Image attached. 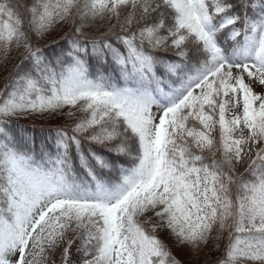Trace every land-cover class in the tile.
Here are the masks:
<instances>
[{
	"label": "snow or ice",
	"instance_id": "obj_1",
	"mask_svg": "<svg viewBox=\"0 0 264 264\" xmlns=\"http://www.w3.org/2000/svg\"><path fill=\"white\" fill-rule=\"evenodd\" d=\"M0 77V264H264V0H0Z\"/></svg>",
	"mask_w": 264,
	"mask_h": 264
},
{
	"label": "rangeland",
	"instance_id": "obj_2",
	"mask_svg": "<svg viewBox=\"0 0 264 264\" xmlns=\"http://www.w3.org/2000/svg\"><path fill=\"white\" fill-rule=\"evenodd\" d=\"M23 122H26L28 120H22ZM31 122V121H30ZM41 123V121L37 120L36 123ZM187 250H177V256L179 259L184 260V261H188L190 258L185 254ZM193 264H195V262H193Z\"/></svg>",
	"mask_w": 264,
	"mask_h": 264
},
{
	"label": "trees",
	"instance_id": "obj_3",
	"mask_svg": "<svg viewBox=\"0 0 264 264\" xmlns=\"http://www.w3.org/2000/svg\"><path fill=\"white\" fill-rule=\"evenodd\" d=\"M0 79H2V77H0ZM20 123L25 124V125H30L31 124L30 121H26V122L20 121ZM37 124H40V123L37 122Z\"/></svg>",
	"mask_w": 264,
	"mask_h": 264
}]
</instances>
